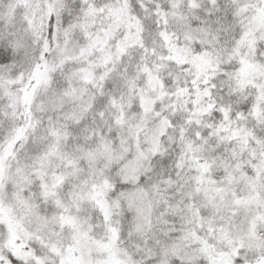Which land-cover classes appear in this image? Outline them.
I'll use <instances>...</instances> for the list:
<instances>
[{
  "label": "clouds",
  "instance_id": "clouds-1",
  "mask_svg": "<svg viewBox=\"0 0 264 264\" xmlns=\"http://www.w3.org/2000/svg\"><path fill=\"white\" fill-rule=\"evenodd\" d=\"M0 264H264V0H0Z\"/></svg>",
  "mask_w": 264,
  "mask_h": 264
}]
</instances>
